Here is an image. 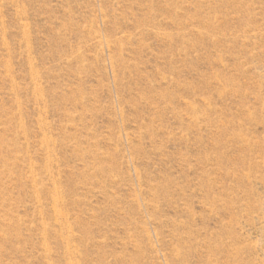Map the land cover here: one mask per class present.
<instances>
[{"label":"rangeland","instance_id":"1","mask_svg":"<svg viewBox=\"0 0 264 264\" xmlns=\"http://www.w3.org/2000/svg\"><path fill=\"white\" fill-rule=\"evenodd\" d=\"M0 264H264V0H0Z\"/></svg>","mask_w":264,"mask_h":264}]
</instances>
